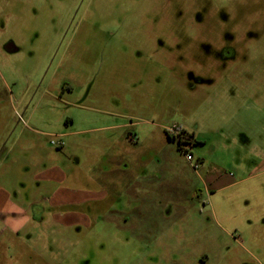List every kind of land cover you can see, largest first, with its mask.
<instances>
[{"label": "rangeland", "instance_id": "obj_1", "mask_svg": "<svg viewBox=\"0 0 264 264\" xmlns=\"http://www.w3.org/2000/svg\"><path fill=\"white\" fill-rule=\"evenodd\" d=\"M79 1L0 0V264H264V0Z\"/></svg>", "mask_w": 264, "mask_h": 264}, {"label": "flooded vegetation", "instance_id": "obj_2", "mask_svg": "<svg viewBox=\"0 0 264 264\" xmlns=\"http://www.w3.org/2000/svg\"><path fill=\"white\" fill-rule=\"evenodd\" d=\"M82 2H83L82 0L79 1L78 6H80L82 4ZM78 13H79V10L77 8V11L73 12V15L71 17L70 22H74ZM1 49H4V51L8 52V53L15 52V50H16V48L12 42L5 44ZM233 54H234V52L232 50H230L229 48H223L220 52V55L225 59L232 56ZM180 128H181L182 134L178 138H174L171 134H169V135L174 138V140H175L174 142H177L178 146H180L182 148L181 149L182 151H184V150L187 151L188 149L186 148V146L197 143V140L195 139L193 134L188 133L182 127H180ZM186 133L189 134V137L186 136ZM120 202H121V199H118V198H106V199L104 198V199L98 200V204H99V208H100L99 215L104 214L106 212L111 213V212H114L115 210H118V212H119ZM33 218L36 221H43V218L38 219L35 216H33ZM72 218H74V217H69L68 219H72ZM28 221H32L31 218Z\"/></svg>", "mask_w": 264, "mask_h": 264}, {"label": "crops", "instance_id": "obj_3", "mask_svg": "<svg viewBox=\"0 0 264 264\" xmlns=\"http://www.w3.org/2000/svg\"><path fill=\"white\" fill-rule=\"evenodd\" d=\"M60 137H66V136H63V133H62ZM57 144H58V146H62L63 145L62 141L58 142ZM130 187H131V185L129 184L128 187L125 189L124 194H125L126 190L130 189ZM115 192H120L119 191V185L117 183L115 184L113 182L111 185H107V186H105V184H104L103 187L101 188V190H99L98 193H97L98 200H101V199H104V198L105 199L106 198H116L115 195H114ZM90 195H93V194H90ZM122 196H124V195H119V197H117V198L121 199ZM133 198L134 199L137 198V195L136 194L133 195ZM88 199H89V195H85L84 194V195H81V197L75 198V201L78 202V203H82V202L87 201Z\"/></svg>", "mask_w": 264, "mask_h": 264}, {"label": "built area", "instance_id": "obj_4", "mask_svg": "<svg viewBox=\"0 0 264 264\" xmlns=\"http://www.w3.org/2000/svg\"><path fill=\"white\" fill-rule=\"evenodd\" d=\"M168 133L171 134L174 138H178L182 134V131H181V128L179 126L174 125L173 127H171V128L168 129ZM130 138L133 141V137H130ZM52 144H57V143H55L54 141H52ZM183 153L185 154L186 159L192 165V167L194 169H197V167H198L197 164H194L193 163L194 157H193L192 153L187 152L185 150L183 151Z\"/></svg>", "mask_w": 264, "mask_h": 264}, {"label": "trees", "instance_id": "obj_5", "mask_svg": "<svg viewBox=\"0 0 264 264\" xmlns=\"http://www.w3.org/2000/svg\"><path fill=\"white\" fill-rule=\"evenodd\" d=\"M183 132H184V131H183ZM184 133H185V132H184ZM186 136L189 137V134L186 133ZM168 138H169L171 141H175L174 138H173L172 136H170L169 134H168ZM178 147H179L180 150L182 149L180 146H178Z\"/></svg>", "mask_w": 264, "mask_h": 264}]
</instances>
